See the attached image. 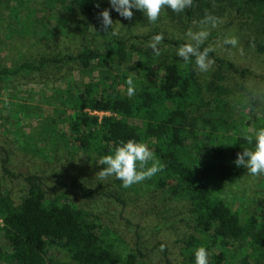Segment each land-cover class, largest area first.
<instances>
[{
    "label": "trees",
    "instance_id": "trees-1",
    "mask_svg": "<svg viewBox=\"0 0 264 264\" xmlns=\"http://www.w3.org/2000/svg\"><path fill=\"white\" fill-rule=\"evenodd\" d=\"M202 2L193 0V6L186 13L183 12L188 20ZM5 3L6 9L2 8ZM22 3V0H0V9L6 13L0 14V22L6 25L7 16H10L7 10ZM97 3L99 7H96ZM235 3L240 10L246 7L264 9V0H235ZM62 6L69 7L71 13L78 10L87 16V23H79L82 35L91 31L90 22L95 18L97 24L94 30L102 31L99 13L111 8L110 0H38L35 8L36 15L43 16L40 23L56 19L62 29L64 20L56 15L57 8ZM94 36L93 40L98 41L97 35ZM41 42H46L44 36ZM183 43L182 40L166 41V45L170 46ZM99 45L101 48H86L61 59L55 57V50L53 52V47L48 45L49 57L52 58L32 59L16 66L3 65L0 60V84L16 82L22 76L31 74L45 76L53 73L58 65L69 63H73L84 75L93 76L96 69L101 73L98 79L93 78L89 82L90 86L85 90L79 85L70 84L64 92L57 94L59 119L68 125L69 138H56L50 120L43 122L36 135L33 133L24 141V150L36 155L47 153L45 157H48L55 154L60 143H75L79 153L93 156L99 162L102 156L111 154L120 141H142L153 149L156 157L165 165L152 181L163 190L170 185L168 196L188 206V217L195 231L201 235L200 238L192 236L185 241V263L195 264V250L204 246L210 253V264H225V249L230 247L231 242L241 245L242 264H251L252 260L264 263V224L253 215L241 217L215 196L213 190L215 184L238 180L245 175L247 170L238 168L234 161L243 148L253 147L243 139L245 134H252V123L242 128L230 123L224 117L227 102L222 99L227 90L217 82L203 88L194 64H185L174 53L166 60H159L142 49L135 68L140 70V75H145L139 80L134 79L136 94L129 98L126 94L128 73L122 71L121 76H114L112 83L107 81L111 79L112 69L130 61L131 51L118 38H109ZM258 50L264 53V44L259 45ZM209 55L218 69L238 72L233 64L225 63L214 52ZM151 58L163 64V77L150 79ZM217 80H223L220 73ZM211 89L215 93L212 99L206 95ZM25 109L28 107H22V110ZM193 113L197 117H192ZM193 119L200 121L202 126ZM135 121L139 123H132ZM207 125H214L216 130L206 132ZM233 128L236 133L231 134ZM219 131L223 137L219 136ZM197 135L215 140V145L207 149L206 144L196 138ZM29 139L32 145L28 143ZM190 139L197 143L195 150L188 149ZM202 151L206 152L205 156ZM7 152L5 150L1 167L5 176L12 177ZM23 178L27 194L21 204L17 205L8 194H0V231L10 246L8 251L0 246V264H47L49 250L53 247L64 250L71 260L58 264H137L136 254L130 253L123 258L115 241L109 240L107 234L100 231L85 210L75 208L67 194L60 193L54 200H49L43 188L42 176L29 174ZM81 193L89 200L97 196L84 185H81Z\"/></svg>",
    "mask_w": 264,
    "mask_h": 264
},
{
    "label": "rangeland",
    "instance_id": "rangeland-1",
    "mask_svg": "<svg viewBox=\"0 0 264 264\" xmlns=\"http://www.w3.org/2000/svg\"><path fill=\"white\" fill-rule=\"evenodd\" d=\"M37 1L22 0V4L11 6L7 10L10 16H7L6 25L0 22L1 63L16 66L32 59L52 58L49 57L48 45L53 47V52L55 50V57L61 59L65 55H76L86 48H101L99 43L109 38H118L127 45L132 58L122 67L112 69L111 79L107 81L109 83L113 82L114 76H121L122 71L137 80L145 75H140V70L135 66L142 49L143 52L146 50L153 54L148 48L152 36L164 33L165 39L160 45L161 55L153 54V58L166 60L171 53L176 54L179 47L166 45V41L187 42L185 33L189 29L199 30L200 22L206 14L222 18L223 23L211 30L205 45L214 46L215 56L225 63L233 64L238 72L220 70L215 63L207 73L197 71V78L203 88L217 82V85L227 90L222 99L227 102L224 117L230 123H236L242 128L250 122L251 133L264 127V95L260 99H249L250 89L260 90L264 94V53L258 50L259 45L264 44V9L246 7L240 10L235 0H203L196 7L191 20L183 13L177 14L166 8L153 25L142 11L133 9V18L126 20L115 10L108 8L115 22L113 28L119 30V35L113 36L103 30L95 31L96 18L90 22L91 31L82 35L79 23H87V16L78 10L71 13L69 7L62 6L56 10L57 17L64 20L62 29L56 19L45 20L42 24V14L36 15ZM6 6L7 3L2 8L6 9ZM4 13L0 9V14ZM94 35H97L98 41L93 40ZM42 36L46 38V42H41ZM231 36L238 37L239 44L235 48L223 45V40ZM153 58L150 59L151 80L163 77V64L155 62ZM106 70L110 68L106 67ZM219 73L223 76L220 82L217 80ZM100 76V70L96 69L93 76L84 75L73 63H69L58 65L53 73L45 76L31 74L22 76L16 82L0 84V194H8L17 205L21 204L27 194L23 177L38 174L43 177V188L49 200H54L60 193L67 194L75 208L85 210L100 231L107 234L109 240L115 241L123 258L133 253L137 256V264H167L168 261L171 264H188L183 255L185 241L192 236L200 238L201 235L195 231L194 224L188 217V206L168 196L169 184L164 190L158 188L152 181L153 177L129 188L122 187V182H118L115 177L100 181L95 174L101 170V164L95 157L79 153L75 143H60L55 154L48 157H45L47 153L36 155L24 150V141L33 133L36 135L43 122L50 120V126L54 127L56 135L52 134L56 138H69L68 125L59 119L57 94L64 92L70 84L79 85L85 90L93 78L95 80ZM206 95L212 99L215 93L211 89ZM22 107L28 109L24 111ZM192 117L197 116L193 113ZM198 124L202 126L200 121ZM212 129L216 130V127L207 125L206 132L209 133ZM231 132L236 133V129L233 128ZM219 133L223 137V133ZM196 138L205 143L207 149L215 145L214 139L211 141L203 135H197ZM29 141L30 139L28 143L31 144ZM194 142L190 139L189 150H195L197 143ZM149 148L152 149L150 146ZM5 150L8 151V168L12 177L5 176L2 171L1 162L6 156ZM202 154L205 156L206 152L202 151ZM81 185L92 190L97 195L96 198L86 199L81 193ZM213 190L215 196L241 217L253 215L258 222L264 224V176L253 177L246 171L241 179L215 184ZM161 245H164L163 250ZM0 246L6 251L10 249L1 231ZM225 253V264H242L243 250L240 244L231 242ZM209 259L211 261V257ZM70 261L64 250L58 247L49 250L47 264ZM251 264L264 263L252 260Z\"/></svg>",
    "mask_w": 264,
    "mask_h": 264
},
{
    "label": "clouds",
    "instance_id": "clouds-1",
    "mask_svg": "<svg viewBox=\"0 0 264 264\" xmlns=\"http://www.w3.org/2000/svg\"><path fill=\"white\" fill-rule=\"evenodd\" d=\"M110 4L111 8L126 20L133 18V9H136L143 12L150 24L155 25L166 8L177 14L183 13L193 6V0H110ZM96 7H99V3L96 4ZM99 18L103 31L107 34L111 33L113 36L119 35V30L113 28L115 22L111 18L109 9L105 8L101 11ZM221 23H223L222 18L206 14L200 22L199 30L189 29L185 33L187 42L178 47L176 50L177 57L182 59L185 64H194V69L200 73L210 71L215 60L209 54L214 52L216 48L212 45H203L208 40L211 30ZM164 39V33L160 32L152 36L148 43V48L155 56L161 55L160 45ZM238 44L239 40L236 36L227 37L223 40V45H230L233 48L237 47ZM126 84V94L131 98L136 94V84L132 75L127 78ZM249 91L250 100L260 99L264 95L257 89H250ZM243 139L253 147L243 148L242 152L237 153L235 165L238 168L246 169L248 174L253 177L264 176V127L256 129L252 134H245ZM99 163L104 167L95 174L97 179L107 181L109 177H115L122 182L124 188L151 179L165 168V165L146 143L134 139L120 141L111 154L101 157ZM163 248L164 245H161V250ZM209 257L210 253L204 246L195 250V264H210Z\"/></svg>",
    "mask_w": 264,
    "mask_h": 264
}]
</instances>
